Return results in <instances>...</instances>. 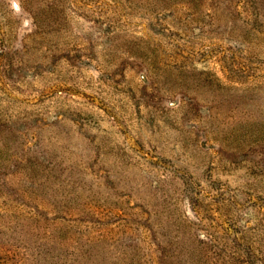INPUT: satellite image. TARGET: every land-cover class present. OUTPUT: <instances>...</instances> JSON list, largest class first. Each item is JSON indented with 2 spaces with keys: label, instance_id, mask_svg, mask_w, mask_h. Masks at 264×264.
<instances>
[{
  "label": "rangeland",
  "instance_id": "374dc122",
  "mask_svg": "<svg viewBox=\"0 0 264 264\" xmlns=\"http://www.w3.org/2000/svg\"><path fill=\"white\" fill-rule=\"evenodd\" d=\"M19 6L0 0V179L30 170L46 216L0 264H114L121 244L264 264V0Z\"/></svg>",
  "mask_w": 264,
  "mask_h": 264
},
{
  "label": "trees",
  "instance_id": "16d2710c",
  "mask_svg": "<svg viewBox=\"0 0 264 264\" xmlns=\"http://www.w3.org/2000/svg\"><path fill=\"white\" fill-rule=\"evenodd\" d=\"M2 173L4 175V172L0 171V174ZM17 174L19 173H9L6 174V178H3L2 180L0 179V191L2 192V194H0V230H2L0 231V237L2 238L0 239V242L4 243H7L6 239H4L6 231L7 234L8 232L15 234L17 233V231L21 232V234H32L35 229L40 227L37 225L39 221L38 219H43V217L46 216V213L42 212V205L40 208L37 205V196L35 197L36 199H32L30 197V194H32L34 191L32 186H29L28 184L24 185L23 181L21 180H28L30 177L33 176L30 173V170L24 171V173L22 174L23 178L19 177V175ZM34 188L36 190L35 186ZM29 201L33 204L32 206H30ZM34 204H36V206H34ZM68 227H70L71 229L74 228L72 227V225H68ZM75 228L77 229V227ZM78 239L79 241L74 242L75 244H78L80 246V238ZM87 240L92 242V240L90 239ZM49 242H52V240H48V243ZM81 246H83V244H81ZM90 246L91 247L85 250L83 258L92 259L94 257L96 253V247H92V245ZM123 246L125 245L121 244L119 248L118 246H116L113 249L114 252L113 254H111V258L115 260L114 264H125V262H127L126 264H155L151 260H143L146 255H139V253L135 252L134 250L127 249ZM122 248H125V250ZM159 255L162 256L164 255V253L161 252ZM159 255L157 257L158 261L156 262L158 264L160 262H162V264H170L173 263V259H176L175 257H171L173 255V251H171L169 255H164L163 259L161 260H159ZM167 258H169V262L165 261ZM244 258L246 260L238 262L237 264H256L254 262L252 263L251 261H249V257Z\"/></svg>",
  "mask_w": 264,
  "mask_h": 264
},
{
  "label": "clouds",
  "instance_id": "9594fccd",
  "mask_svg": "<svg viewBox=\"0 0 264 264\" xmlns=\"http://www.w3.org/2000/svg\"><path fill=\"white\" fill-rule=\"evenodd\" d=\"M11 7L16 11L19 12L20 6H19V0H11Z\"/></svg>",
  "mask_w": 264,
  "mask_h": 264
}]
</instances>
